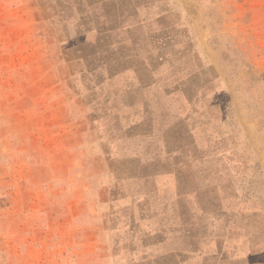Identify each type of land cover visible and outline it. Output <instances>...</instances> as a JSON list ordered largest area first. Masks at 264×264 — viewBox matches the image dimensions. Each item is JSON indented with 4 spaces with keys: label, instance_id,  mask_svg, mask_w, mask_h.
Returning a JSON list of instances; mask_svg holds the SVG:
<instances>
[{
    "label": "rangeland",
    "instance_id": "rangeland-1",
    "mask_svg": "<svg viewBox=\"0 0 264 264\" xmlns=\"http://www.w3.org/2000/svg\"><path fill=\"white\" fill-rule=\"evenodd\" d=\"M128 9L0 0V264H264V0Z\"/></svg>",
    "mask_w": 264,
    "mask_h": 264
},
{
    "label": "crops",
    "instance_id": "crops-1",
    "mask_svg": "<svg viewBox=\"0 0 264 264\" xmlns=\"http://www.w3.org/2000/svg\"><path fill=\"white\" fill-rule=\"evenodd\" d=\"M129 2L130 0L125 1L124 9V0H77V16L78 14L84 15V19L77 18V21H89V25H84V33L87 34L86 42L96 45L102 37H105L108 39V45L114 49L119 45L133 46L136 44L127 41L128 32L136 27L146 26L145 20L151 14L157 15L159 9H128ZM107 3L109 4L108 9L105 7ZM145 13L148 15L144 17ZM94 14H108L110 17L94 19L91 17ZM134 56L137 58L136 54ZM130 72L133 74V71Z\"/></svg>",
    "mask_w": 264,
    "mask_h": 264
}]
</instances>
